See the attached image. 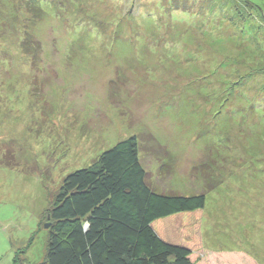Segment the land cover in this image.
<instances>
[{
	"label": "rangeland",
	"instance_id": "374dc122",
	"mask_svg": "<svg viewBox=\"0 0 264 264\" xmlns=\"http://www.w3.org/2000/svg\"><path fill=\"white\" fill-rule=\"evenodd\" d=\"M47 2L0 0V264H42L64 177L132 135L204 195L198 264H264V0Z\"/></svg>",
	"mask_w": 264,
	"mask_h": 264
},
{
	"label": "trees",
	"instance_id": "16d2710c",
	"mask_svg": "<svg viewBox=\"0 0 264 264\" xmlns=\"http://www.w3.org/2000/svg\"><path fill=\"white\" fill-rule=\"evenodd\" d=\"M27 3L44 17L56 14L47 0ZM204 203L203 194L153 188L132 135L64 177L46 213L42 264H198L208 254L200 240ZM220 254L226 264H257L242 252Z\"/></svg>",
	"mask_w": 264,
	"mask_h": 264
},
{
	"label": "water",
	"instance_id": "95a60500",
	"mask_svg": "<svg viewBox=\"0 0 264 264\" xmlns=\"http://www.w3.org/2000/svg\"><path fill=\"white\" fill-rule=\"evenodd\" d=\"M49 225H50V223H49V222H46V223L44 224V227H45V228H48Z\"/></svg>",
	"mask_w": 264,
	"mask_h": 264
}]
</instances>
